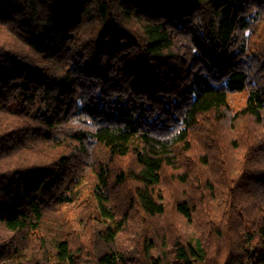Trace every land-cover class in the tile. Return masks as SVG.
Returning a JSON list of instances; mask_svg holds the SVG:
<instances>
[{
    "label": "trees",
    "instance_id": "trees-1",
    "mask_svg": "<svg viewBox=\"0 0 264 264\" xmlns=\"http://www.w3.org/2000/svg\"><path fill=\"white\" fill-rule=\"evenodd\" d=\"M0 264H264V0H0Z\"/></svg>",
    "mask_w": 264,
    "mask_h": 264
},
{
    "label": "rangeland",
    "instance_id": "rangeland-1",
    "mask_svg": "<svg viewBox=\"0 0 264 264\" xmlns=\"http://www.w3.org/2000/svg\"><path fill=\"white\" fill-rule=\"evenodd\" d=\"M246 91L232 92L228 95V103L234 111L243 109L247 103Z\"/></svg>",
    "mask_w": 264,
    "mask_h": 264
}]
</instances>
